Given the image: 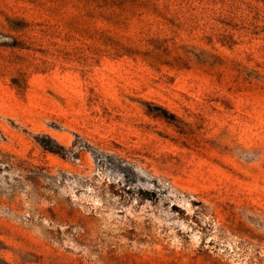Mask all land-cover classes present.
<instances>
[{
	"label": "rangeland",
	"instance_id": "rangeland-1",
	"mask_svg": "<svg viewBox=\"0 0 264 264\" xmlns=\"http://www.w3.org/2000/svg\"><path fill=\"white\" fill-rule=\"evenodd\" d=\"M0 264H264V0H0Z\"/></svg>",
	"mask_w": 264,
	"mask_h": 264
}]
</instances>
